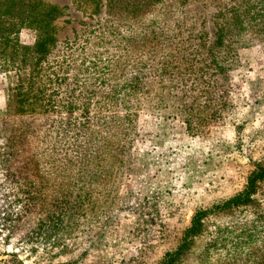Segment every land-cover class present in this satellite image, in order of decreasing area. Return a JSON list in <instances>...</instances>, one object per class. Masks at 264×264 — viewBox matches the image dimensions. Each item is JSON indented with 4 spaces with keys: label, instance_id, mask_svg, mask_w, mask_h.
I'll use <instances>...</instances> for the list:
<instances>
[{
    "label": "rangeland",
    "instance_id": "rangeland-1",
    "mask_svg": "<svg viewBox=\"0 0 264 264\" xmlns=\"http://www.w3.org/2000/svg\"><path fill=\"white\" fill-rule=\"evenodd\" d=\"M235 2L21 0L0 53V264H159L198 211L175 264H264V181L222 207L264 166V38L216 24Z\"/></svg>",
    "mask_w": 264,
    "mask_h": 264
},
{
    "label": "trees",
    "instance_id": "trees-1",
    "mask_svg": "<svg viewBox=\"0 0 264 264\" xmlns=\"http://www.w3.org/2000/svg\"><path fill=\"white\" fill-rule=\"evenodd\" d=\"M255 1L256 4L250 3L249 0H237V2L233 3V7L230 11L228 9H225L223 11L217 12L216 16L218 22H216V24H219L222 21H226L225 24L228 25L227 22H229L231 27L235 30V33H237L238 31V33H240V31H242L241 33H250L249 30L246 31L245 29V27L248 26L250 30L253 29L251 32L254 35L264 38V0ZM16 7L20 8L21 11L19 12L18 10H15ZM53 12L54 10L51 8L43 11V13H41V15H39V18H37L36 20L41 23L38 27L42 29L43 26L47 27L48 23L52 19L51 15ZM10 13L12 15V18L8 17V14ZM13 14H19V17H13ZM23 15H25V10L24 7H22L21 0H0V53H3L4 48H7V46L15 45V42L11 38V35L14 36L16 32V26H20V24L22 25L25 22V18H23L22 20L20 18ZM30 22L31 21L27 22V24H30ZM38 36H40V34ZM200 55H202V53H200ZM209 86V84H206V88L204 89V91H207ZM192 101L195 102V100ZM191 105L193 108H197L196 103H193ZM178 113L179 115H181V109L178 110ZM22 114L20 113V111H18V113L7 115L11 117H6L3 120L5 122L12 121L18 118L13 116H22ZM8 142V139H6L5 141H3L4 144H0V148H3L0 149L1 153L5 152V149L8 150ZM262 181H264V166L255 165L253 167V170L246 176L241 193L225 202L222 207L230 208L247 204L249 202L250 196L255 193L256 186ZM205 214H207V212L205 211H198L193 213L188 226L181 232L177 247L172 252L165 253L159 264H175L176 262H178L180 256L188 249L191 242L193 241L192 238L199 233L201 222Z\"/></svg>",
    "mask_w": 264,
    "mask_h": 264
}]
</instances>
